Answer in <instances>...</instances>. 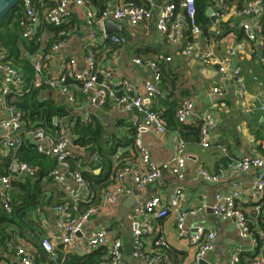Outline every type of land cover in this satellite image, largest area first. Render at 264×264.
Wrapping results in <instances>:
<instances>
[{
	"label": "built area",
	"instance_id": "1",
	"mask_svg": "<svg viewBox=\"0 0 264 264\" xmlns=\"http://www.w3.org/2000/svg\"><path fill=\"white\" fill-rule=\"evenodd\" d=\"M158 1L160 0H145L146 5H139L134 1L120 4L108 2L97 14L92 8L91 0H21L20 2L22 16L18 20V26L21 36L38 45L36 51L26 57L33 71L32 84L56 91L71 106L77 100L74 91L76 86L89 104L94 106L109 104L116 110L126 112L129 123L133 127L132 146L135 157H131L127 163L115 169L112 180L101 191V200L98 204L85 206L81 210L80 204L89 201L90 188L81 172L71 167L73 145L71 138L64 132L63 118L53 117L52 119L53 124L60 126L57 133L49 132L43 126L27 129L37 152L55 159V165L49 170L48 176L63 188L67 196L65 201L53 206L57 213L58 231L48 229L46 235L40 238L41 249L47 253L51 264H59L56 251L58 244L75 251H89L106 245L110 238L107 228L94 229L85 235L83 227L92 215L114 208L118 204V196L130 192L125 183L128 176L133 178L136 188H144L158 179L163 171H170L178 179L185 175L187 156L184 139L178 140L174 154L161 166L155 165L143 142L145 133L162 135L167 130L156 108L161 94V61H169L170 56L159 55L154 59L133 58L134 63L151 70V77L144 81L142 87L128 78H118L111 62L103 63L93 53L84 55L82 69L77 68L76 60L72 57L64 64L62 72L53 74L51 68L58 52L71 41V34L65 30L53 31L50 27L69 23L76 8H85L86 23L90 27L85 44L95 47L122 42L120 35L105 30L106 19L117 22L124 20L130 25L147 23L152 19L151 7ZM209 2L208 8L211 9V13L208 16L211 19L210 31L213 36L208 39L212 45H218L221 41L220 22L223 17L246 16L259 19L255 30L250 24L243 23L244 40L229 45L226 58L216 55L213 47L196 51L194 40L201 34V27L195 18V0H180L177 12L178 5L174 1L161 0L156 16L157 31L164 43L177 46L179 38L184 36L182 30L188 29L192 40H187L184 36L183 54L195 58L204 67L214 68L223 78H231L236 83L239 104L247 113L256 109L264 111V89L259 94L249 93L241 75L242 68L237 64L233 69L229 67L231 58L247 52L248 43L254 42L258 34L264 30V20H262L264 0H243L241 5H232L225 0H209ZM47 27L52 32L45 41L42 35ZM248 71L252 74L251 69ZM252 76L256 78L255 75L252 74ZM28 91L29 88L24 83L20 69L8 58L6 52L0 51V149L8 156L7 165L4 171L0 172V204L7 211L11 210L12 179L19 176H33L37 171L36 166L18 159L15 155L14 149L23 140L21 132L24 120L22 112L8 101V96H21ZM218 91V86L212 88V92ZM62 106L70 112L67 106ZM193 107L191 99H182L175 110L177 121L185 123ZM217 125L216 117L211 111H206L201 116L199 143L202 147L211 146L210 133L217 128ZM262 145L264 148V141ZM229 167L241 172H246L250 168L257 170L251 185L250 196L256 201L253 204V211L256 214L262 212L263 207L259 200L264 189V156L236 158L229 163ZM221 172L222 168L217 172H210L204 168L198 170L204 180L212 182L220 179ZM69 178L73 181V185L68 182ZM243 193L244 189L241 185L233 181L229 190L215 194L212 204L201 203L193 209L182 208L184 194L179 186L172 188L164 196L153 195L136 201L125 215L131 228L132 255L144 260L146 264H171L166 254L168 243L162 233L150 239L148 244L144 239L152 235L153 224L157 219L173 214L177 236L188 239L197 262L205 259L206 255L214 249L215 231L203 225H197L191 229L185 225V218L188 214H195L200 209L209 208L217 218L233 219L241 237H249L254 244L260 245L259 253L251 259L249 264H264V233H261L259 237L253 236L249 220L237 203ZM123 254V243L116 238L112 241L106 258L89 264H120ZM240 255L241 250L235 248L230 257V264H240ZM14 256L19 261L13 264H33L32 254L24 245H16ZM0 264L10 263L0 259Z\"/></svg>",
	"mask_w": 264,
	"mask_h": 264
},
{
	"label": "crops",
	"instance_id": "2",
	"mask_svg": "<svg viewBox=\"0 0 264 264\" xmlns=\"http://www.w3.org/2000/svg\"><path fill=\"white\" fill-rule=\"evenodd\" d=\"M126 1L134 0H107L104 5L108 2L120 4ZM136 1L134 2L139 5H146L145 0ZM166 1L172 0H163V2ZM232 5L236 4L232 3ZM159 6L160 4L157 2L155 6L151 7L153 15L152 19L147 23L142 22L130 25L127 21H118L124 25L126 32L125 36L117 33L122 38L120 44L108 43L95 47L85 44L86 37L90 31V27L86 23L85 8H76V12L73 18H71L72 20L67 23L69 26L74 24L69 31L71 41L54 58L51 64L52 73L58 74L62 72L64 64L71 57L76 60L77 68L82 69L84 55L86 53H93L101 62H111L118 78H128L139 87H142L144 81L151 77V70L134 63L133 58L154 59L159 55L170 56L171 59L169 61H161L162 82L160 84L161 94L158 98L157 109L162 114L163 111L168 110L170 102H175L178 106L182 99H191L194 107L186 122L183 123L188 127L199 125L201 116L206 111H211L218 123L217 128L210 133L211 146L207 148L202 147L199 143V138L194 137L190 130L185 133L184 137L181 130L175 126H166L167 130L162 135L145 133L143 135V142L156 166H161L174 154L176 144L180 138L185 140L187 159L184 177L178 179L170 171H163L158 179L149 183L144 188H136L133 178L128 176L125 183L130 192L119 195L118 204L114 208L92 215L83 227L85 235L94 229L107 228L110 232V238L106 245L89 251H75L66 249L62 244H58L56 251L59 264L69 255L74 254L79 256L94 254L93 258L95 261L106 258L109 255L112 241L116 238L122 241L124 252L125 244L131 243V228L126 216L119 219L118 212L123 201L129 195L136 192L139 193L138 201L153 195L164 196L172 188L179 186L184 194L182 208L193 209L197 208L201 203L212 204L217 192H226L229 190L232 182L237 181L244 189V193L237 203L249 220L253 236L259 237L261 233H264L260 227V222L264 220V189L259 200L263 210L259 214L253 211V204L256 201L250 196L251 185L255 179L257 170L250 168L246 172H241L229 167V163L236 158L264 156L262 145L264 141V111L256 109L251 113H247L239 104L236 94V83L231 78H223L214 68L204 67L195 58L185 56L183 54L185 45L184 36L179 38L177 46L164 43L160 33L156 29V16ZM92 8L96 14L101 10L100 7H97L93 3ZM262 20H264V15L262 16ZM258 21V18L246 16H225L221 20L220 25L227 23L230 28L222 32L220 43L212 45L207 37L200 34L194 40L196 51L213 47L216 55L226 58L228 46L244 40L243 23L250 24L252 29L255 30ZM51 32L49 27L44 30L42 36L45 41L51 36ZM27 41L32 42L35 46L33 51H36L38 45L32 40ZM263 44L264 35L259 33L254 42L248 43L247 52L235 56L237 65L242 68L241 75L249 93L259 94L264 89ZM261 50L262 54L259 53ZM33 51L22 49L21 57L27 59L26 57H29ZM249 69L252 70V74L256 78L249 73ZM214 86L219 87V91L216 93L212 92ZM45 91L47 96L67 106L70 109L69 115L71 117L82 121H88L91 118L98 119L107 131V135L105 136L107 140L116 138L125 142L130 139L131 143L116 146L114 152L107 156L110 164L106 167L103 166L98 154L94 153L90 155L86 148L82 146L75 145L72 147V157H75L76 161V168L74 169L84 171L89 168L88 164H93L94 167L91 168L92 174L107 173L104 183H95V189L89 190V201L86 205L98 204L101 200V191L104 188L103 184L108 185L113 178L115 169L127 163L131 157H135V151L132 146L133 130L131 131L132 126L129 123V116L126 112L116 110L109 104L103 106L89 104L86 97L78 91L76 86L74 91L77 100L72 106L56 91L47 89ZM9 97L8 101L11 104L12 98L10 99ZM64 132L70 137L67 124L64 126ZM21 133L23 134V140L33 142L31 135L25 127L22 128ZM4 157H6V154L0 149V172H3L7 165V163H2ZM50 159L53 162L54 158L52 156H50ZM200 168H204L210 172H217L218 169L222 168L220 179L217 182L204 180L198 173ZM68 182L73 185V181L70 178ZM43 183L45 186V199L50 203L44 204L41 208L32 212V219L34 220L33 229H25L23 232L24 236H19L16 244L24 245L28 248L32 254L33 264H43L45 260L49 264L48 255L44 256L42 254L43 250L40 246V238L46 235L48 229L58 231L57 213L53 206L67 199L63 188L49 176L43 179ZM83 207L80 208L79 206V209L81 210ZM174 217L173 214H170L165 218L157 219L153 224L152 235L144 239L146 244L158 233H162L168 243L166 254L171 264H198L194 257V250L188 239L177 236ZM185 225L191 229L197 225H203L215 231L214 249L205 258L211 264H230V257L235 248L241 250L240 264H249L251 259L260 251V245L254 244L251 238H244L239 235L238 228L233 219L217 218L211 213L209 208L200 209L195 214H188L185 218ZM124 256L123 254L120 264H146L144 260L136 258L132 254L129 258ZM4 257L0 259L8 261L10 264L19 261L14 254L11 256L7 254Z\"/></svg>",
	"mask_w": 264,
	"mask_h": 264
},
{
	"label": "trees",
	"instance_id": "3",
	"mask_svg": "<svg viewBox=\"0 0 264 264\" xmlns=\"http://www.w3.org/2000/svg\"><path fill=\"white\" fill-rule=\"evenodd\" d=\"M94 5L102 8L107 0H91ZM136 1V0H134ZM178 7L176 12L179 11V1L172 0ZM228 3H235L241 5L243 0H225ZM137 2V1H136ZM21 3L14 5L2 18L0 22V51L6 52L8 58L21 70L23 80L26 87L29 88L27 93L21 96H10L11 104L22 112L24 120L23 127L26 129L33 126H43L47 131L57 133L60 130L59 124H53V117L63 118V124H67L71 144L73 146L85 147L88 153L98 154L103 166H109L110 160L107 158L111 155L116 146L127 145L130 142L122 141L120 139L112 138L106 139L107 131L102 123L96 119L91 118L88 121L75 119L69 115L62 104L50 96H47L45 86H34L32 80V67L30 62L21 57V50L33 51L35 46L32 42L27 41L21 36L18 20L22 16ZM210 5L209 0H195L196 6V22L201 27V34L207 38H212L213 33L210 31L211 19L206 14V9ZM74 26V24H72ZM71 25L62 24L55 27H50L53 31L65 30L69 32ZM220 28L223 31L230 28L226 24H221ZM183 35L187 40H192L190 31L182 30ZM264 35V30L261 32ZM221 37V36H220ZM215 37V38H220ZM113 48V47H112ZM177 103L170 102L168 110L160 114L167 127H178L183 136L187 131H191L194 137L199 138V125L188 127L185 124L178 122L175 117ZM157 109V108H156ZM158 110V109H157ZM71 117V118H70ZM133 128L131 127V131ZM133 134V133H132ZM133 139V137H132ZM15 155L18 159L24 160L37 167V171L33 176H19L11 181V210H5L0 204V258H5V255H13L17 244L18 237H23L25 229H31L34 225L32 219V212L41 208L44 204H49L45 199V186L43 179L48 177V171L51 167V159L38 153L33 142L22 140L21 143L14 149ZM71 159V158H70ZM2 163L6 164L8 156L2 159ZM72 169L76 168L75 157L70 160ZM89 168L80 171L83 179L88 183L90 190L95 189V183H104L106 180L105 175L92 174L91 168L93 164H88ZM107 184H103L105 187ZM87 206L86 203H81L80 208ZM260 227L264 231V220L260 222ZM33 229V228H32ZM94 254L90 256L69 255L60 264H89L95 262ZM39 264V263H38ZM41 264V263H40ZM43 264H48L45 260ZM50 264V262H49Z\"/></svg>",
	"mask_w": 264,
	"mask_h": 264
},
{
	"label": "water",
	"instance_id": "4",
	"mask_svg": "<svg viewBox=\"0 0 264 264\" xmlns=\"http://www.w3.org/2000/svg\"><path fill=\"white\" fill-rule=\"evenodd\" d=\"M20 2H21V0H0V22H1L2 18L5 16V14L14 5H16ZM158 3L160 4L161 0L158 1ZM206 13H207V15H209L211 13V9L208 8ZM104 28L107 32L118 33V34H122L123 36L126 35L124 25L121 22H117V21H114L112 19H106L104 21ZM259 53L262 54L263 53L262 50ZM236 64L237 63H236L235 57H232L231 58V64L229 66L230 69H233L236 66ZM54 164H55V159H53L51 168L54 167ZM141 190H143V189H141ZM138 194H139L138 192L133 193V194L129 195L126 198V200L123 201L122 206L120 207L119 212H118L119 219L123 218L126 215V213L128 212L129 207L137 201L138 196H139ZM42 254L44 256H46L47 253L45 251H42ZM131 254H132V244L126 243L124 246V255H125L124 257L129 258V256ZM198 264H210V263L207 262L205 259H201L198 261Z\"/></svg>",
	"mask_w": 264,
	"mask_h": 264
}]
</instances>
